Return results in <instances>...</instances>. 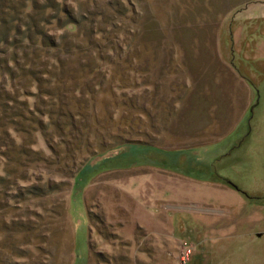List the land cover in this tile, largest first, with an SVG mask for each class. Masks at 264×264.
Wrapping results in <instances>:
<instances>
[{
  "label": "rangeland",
  "instance_id": "374dc122",
  "mask_svg": "<svg viewBox=\"0 0 264 264\" xmlns=\"http://www.w3.org/2000/svg\"><path fill=\"white\" fill-rule=\"evenodd\" d=\"M0 14L62 42L37 53L56 78L0 69L28 104L0 102V264H264V0H0ZM10 36L14 70L26 42ZM119 136L133 142L91 156ZM50 144L63 159L44 166Z\"/></svg>",
  "mask_w": 264,
  "mask_h": 264
},
{
  "label": "trees",
  "instance_id": "16d2710c",
  "mask_svg": "<svg viewBox=\"0 0 264 264\" xmlns=\"http://www.w3.org/2000/svg\"><path fill=\"white\" fill-rule=\"evenodd\" d=\"M4 4V3H1V5ZM5 10L2 11V15ZM0 14V45L3 43H6V44H9L11 46V31L12 30H16V33L20 34L22 37V39L25 40V44H22V53H23V58H24V62L22 60H18L16 59H13V61H15V65H16V69L12 70L11 66L7 63V60H4L3 58H0V69L6 71V72H9L11 77L13 78H17L19 77L20 75L22 74H30L35 80V82L39 83L42 81V77H44V75H42L41 73L45 74V73H50L51 76H53V78H56V74H59L58 70H54V71H50V69L48 70V68H39L38 66V49H41L43 48L46 49V51L48 52H52L54 53L55 50V47L57 46H60V44L62 42H57L55 39H53L52 36H49L50 34H45V31L43 30V28L39 31H37L35 34L37 35V45H36V40H34V36H36L35 34H33V31L31 30L32 29V26L29 27V25L27 26V24H17L15 26H12V25H8L5 20V17ZM6 15H7V12H6ZM73 15V14H72ZM41 21H45L44 19ZM72 22V21H71ZM2 27L5 28V30H2ZM3 28V29H4ZM44 34V36L42 35ZM39 35L43 36L44 38H41L39 37ZM64 37V36H62ZM22 39L19 41H14L15 44L17 43H20L22 41ZM30 42V43H28ZM66 49V48H65ZM5 50L4 49H1L0 48V53H4ZM60 53H62V49L61 51H59ZM35 54V55H34ZM99 61L102 59L101 57L98 58ZM46 66V64H44ZM38 66V67H37ZM19 71H22L19 73ZM22 73V74H21ZM46 79L44 78L43 81H45ZM42 81V82H43ZM26 83L28 84L29 83V80L26 81ZM26 83H22V85L19 86V90H23L24 89V93H27V85ZM38 88L41 90V88L38 86ZM78 90V89H77ZM43 91V90H42ZM18 90L17 92H15L14 90L13 91H10L8 92L6 89H5V86H1L0 85V102L1 100L3 99V95L4 94H8L7 95V98H8V102L6 101L5 104L7 106H9L11 103H14V104H17V102L20 104L21 107H23L24 109H26L27 107V102L26 101H23L22 99H18L17 98V94H18ZM79 93V96L81 95L80 92ZM77 94V92L75 93ZM9 103V104H8ZM55 103H58L57 101H55ZM61 103V102H60ZM22 108V109H23ZM36 114H37V122L39 124V128L43 131H45V129L48 127L46 125V123L44 122V119L42 118L43 115H46L47 112H45L44 109H36ZM70 112V111H69ZM70 117L71 119L72 118H76V117H82V112H76V113H72L70 112ZM36 116V115H35ZM68 123L72 124L73 125V131H77V135L78 137H80V141L79 143L84 145V143L86 144V146H89V147H92L94 146V144L91 143V140H90V131L87 130L88 126L87 124H84L86 128H84L83 130H78V127L76 126L77 124L75 122H72V120H68ZM57 127H62L61 123H57ZM46 135H48V132H45ZM121 138V141L119 140ZM119 142L116 143V145L114 146L113 144H111L108 140L106 139H101L100 141H98L96 144L97 146H100L101 150H97V148H95L94 150H91V156L94 157L96 156L97 154L101 153L100 151H102L103 149H107V150H110L114 147H120L122 144H125V143H128V142H131L129 140H127L126 138H123L121 136H119ZM61 144H64L66 143L65 140H62L60 142ZM70 143V142H69ZM51 148V150L54 152V155L55 157L57 156L58 159H55L54 157H48L46 156L42 151H35L37 156H38V159L39 161H43V164L44 166H48V165H53V164H59L60 163V159H63L61 157H59L60 155V151H58L57 149L54 148L53 145L50 144L49 146ZM21 178H27V175L26 174H23L21 176ZM39 179H41L39 177ZM0 181L1 182H4L6 181V179H2V177L0 178ZM66 184V181L65 180H61V181H49L45 187H43L42 185H39V184H32L30 186L28 185H23L21 186V192L19 193V195H43V194H46V193H49V192H56V191H59L62 189V186ZM60 207H63L64 206V202H61V204L59 205ZM188 264V262H187Z\"/></svg>",
  "mask_w": 264,
  "mask_h": 264
},
{
  "label": "built area",
  "instance_id": "2783aa9c",
  "mask_svg": "<svg viewBox=\"0 0 264 264\" xmlns=\"http://www.w3.org/2000/svg\"><path fill=\"white\" fill-rule=\"evenodd\" d=\"M183 263H184V264H187V261H184Z\"/></svg>",
  "mask_w": 264,
  "mask_h": 264
},
{
  "label": "water",
  "instance_id": "95a60500",
  "mask_svg": "<svg viewBox=\"0 0 264 264\" xmlns=\"http://www.w3.org/2000/svg\"><path fill=\"white\" fill-rule=\"evenodd\" d=\"M131 142H133V141H131Z\"/></svg>",
  "mask_w": 264,
  "mask_h": 264
}]
</instances>
